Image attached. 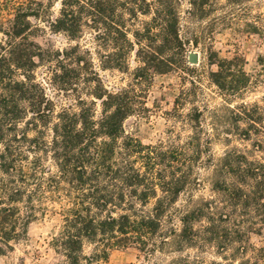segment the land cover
I'll return each mask as SVG.
<instances>
[{
	"label": "trees",
	"instance_id": "trees-1",
	"mask_svg": "<svg viewBox=\"0 0 264 264\" xmlns=\"http://www.w3.org/2000/svg\"><path fill=\"white\" fill-rule=\"evenodd\" d=\"M208 1L192 0L191 8ZM67 5L63 18L49 22L51 29L75 38L81 25L72 21L85 14L99 36L118 45L122 61L116 68L127 69L135 45L137 54L145 50L142 44L152 49L158 41L182 48L175 0H69ZM1 6L8 17L0 21V247L10 248L26 236L31 222L48 215L61 217L52 238L54 252L62 257L57 264H98L115 249L137 245L148 252L167 245L169 238L178 248L217 240L243 243L247 233L264 229V161L226 152L212 169L213 199L191 196L182 212L175 205L182 193L200 185L193 163L207 145L191 137L185 148L145 146L127 135L124 121L137 111L132 90L98 97L99 118L89 107L56 112L34 75L45 51L32 40L39 27L31 19L47 16L49 7L39 0H2ZM137 12L152 15L151 21L132 29L124 16L134 19ZM245 27L264 40L263 16H252ZM258 63L264 66V55ZM212 75L225 92L239 93L249 84L244 70L227 59ZM242 110L248 126L259 130V107ZM256 144L263 148L262 142ZM47 159L55 171L45 165ZM208 159L214 162L209 154ZM178 214L179 231L174 224L162 231L164 220ZM202 232L210 237L202 238ZM85 244L93 246L90 255L84 254ZM170 264L202 263L181 258Z\"/></svg>",
	"mask_w": 264,
	"mask_h": 264
},
{
	"label": "rangeland",
	"instance_id": "rangeland-1",
	"mask_svg": "<svg viewBox=\"0 0 264 264\" xmlns=\"http://www.w3.org/2000/svg\"><path fill=\"white\" fill-rule=\"evenodd\" d=\"M39 1L49 7V14L31 19L39 27L32 40L45 51L34 75L56 112L63 109L78 112L89 107L93 108L95 118H99L102 107L98 97L132 90L131 94L137 97V111L124 121L127 135L145 146L185 148L191 137H196L201 147L207 145V150L193 163V177L200 180V185L193 186L190 193H182L176 208L182 212L189 209L191 196L194 200L213 199L212 169L226 152H246L250 158L264 161L261 127H264V66L258 63L259 56L264 55V40L246 32L245 27L252 16L264 17V0L238 3L209 0L196 5L204 13L191 8L192 0H175L182 48L163 41H158L156 46L146 42L153 48L142 44L145 50L137 54L140 46L135 45L128 55L127 69L116 68L122 61L118 45L99 36L89 26L85 14L81 21H72L75 26L81 25V33L75 38L51 29L49 22L63 18L69 0ZM1 2L0 21H5L8 15L1 11ZM151 16L137 12L134 19L124 17L128 27L141 29L151 21ZM192 53L197 54L196 63L189 61ZM224 59L249 76V84L239 93L221 91L214 83L212 73L218 71V64ZM243 106L259 107V130L248 126ZM256 141L262 142L263 148H257ZM208 154L214 162L208 159ZM44 163L55 171L52 160ZM153 203L151 200L148 208ZM179 215L173 221L166 218L162 231H168L172 224L179 231ZM60 225L58 215L38 216L28 226L26 236L12 242L10 248L0 247V264L59 263L62 257L54 252L52 238ZM206 237L210 236L202 232V238ZM173 240L169 238L167 245L148 252L141 251L137 245L115 249L106 261L98 264H170L181 258L202 264H264V229L259 234L247 233L243 243L226 240L221 245L217 240L178 248ZM224 245L225 250H221ZM242 247L244 252L240 253ZM92 248L85 244L84 254L90 255Z\"/></svg>",
	"mask_w": 264,
	"mask_h": 264
},
{
	"label": "water",
	"instance_id": "water-1",
	"mask_svg": "<svg viewBox=\"0 0 264 264\" xmlns=\"http://www.w3.org/2000/svg\"><path fill=\"white\" fill-rule=\"evenodd\" d=\"M198 60V57H197V54L196 53H192L190 56H189V61L191 63H196Z\"/></svg>",
	"mask_w": 264,
	"mask_h": 264
}]
</instances>
